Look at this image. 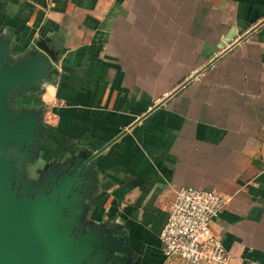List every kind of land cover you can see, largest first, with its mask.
<instances>
[{"label": "crops", "instance_id": "0c3cea01", "mask_svg": "<svg viewBox=\"0 0 264 264\" xmlns=\"http://www.w3.org/2000/svg\"><path fill=\"white\" fill-rule=\"evenodd\" d=\"M0 34L57 53L45 156L123 132L94 160L91 214L130 264H186L159 237L181 186L229 199L212 223L228 264H264V0H0Z\"/></svg>", "mask_w": 264, "mask_h": 264}, {"label": "water", "instance_id": "95a60500", "mask_svg": "<svg viewBox=\"0 0 264 264\" xmlns=\"http://www.w3.org/2000/svg\"><path fill=\"white\" fill-rule=\"evenodd\" d=\"M57 60L42 39L16 53L0 34V264H110L121 256L130 264L122 232L91 214L94 160L123 132L92 153L71 155L66 168L57 165L59 177L28 175L32 161L42 160L29 146L46 135L44 107L14 105L52 81Z\"/></svg>", "mask_w": 264, "mask_h": 264}, {"label": "built area", "instance_id": "2783aa9c", "mask_svg": "<svg viewBox=\"0 0 264 264\" xmlns=\"http://www.w3.org/2000/svg\"><path fill=\"white\" fill-rule=\"evenodd\" d=\"M228 200L213 190L176 188L159 234L163 254L186 264H228L230 254L212 227Z\"/></svg>", "mask_w": 264, "mask_h": 264}, {"label": "flooded vegetation", "instance_id": "af4514ba", "mask_svg": "<svg viewBox=\"0 0 264 264\" xmlns=\"http://www.w3.org/2000/svg\"><path fill=\"white\" fill-rule=\"evenodd\" d=\"M14 106L16 108H21L23 106H26V107L27 106L42 107L43 105H34V104L33 105L28 104L27 105V104H21L20 102H18V104L14 105ZM44 110H45V108H43V112H44ZM42 141L37 140V139H33L31 142V145L29 146V148H32V150L31 149L30 150L33 151L35 154H37V156H38V154H40V158H42V160L41 159H35L34 161H32V163L30 164L31 167L29 166L30 170L28 171V175L30 177H32L33 179H36L39 176L43 177L44 175H45V177H47L48 173H50V172H52L51 178H56V177L61 176V174L58 173L60 171H59L57 165H63V167L66 168L71 156L60 158V159H52L49 156H45L44 151L42 150ZM64 173H67V172H63V174Z\"/></svg>", "mask_w": 264, "mask_h": 264}, {"label": "trees", "instance_id": "16d2710c", "mask_svg": "<svg viewBox=\"0 0 264 264\" xmlns=\"http://www.w3.org/2000/svg\"><path fill=\"white\" fill-rule=\"evenodd\" d=\"M37 93H26L24 94L19 100L18 102H20L21 104H34V105H43V101L41 100L40 96L37 95Z\"/></svg>", "mask_w": 264, "mask_h": 264}, {"label": "rangeland", "instance_id": "374dc122", "mask_svg": "<svg viewBox=\"0 0 264 264\" xmlns=\"http://www.w3.org/2000/svg\"><path fill=\"white\" fill-rule=\"evenodd\" d=\"M40 93H41V92L37 93V95L40 96Z\"/></svg>", "mask_w": 264, "mask_h": 264}]
</instances>
